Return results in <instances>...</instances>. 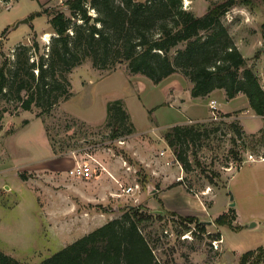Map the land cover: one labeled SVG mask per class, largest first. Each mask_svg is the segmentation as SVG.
<instances>
[{"label": "rangeland", "instance_id": "1", "mask_svg": "<svg viewBox=\"0 0 264 264\" xmlns=\"http://www.w3.org/2000/svg\"><path fill=\"white\" fill-rule=\"evenodd\" d=\"M66 1H0V68L6 59L13 64L20 44L31 46L36 41L40 53L49 52L56 35L47 15L16 25L45 8H62ZM90 1L86 7L95 17ZM182 1L186 11L202 16L212 2L223 0ZM243 13L244 19L240 18ZM73 22L83 23L77 18ZM222 23L235 44L243 40L253 47L240 52L264 88V66L258 64L261 59L264 63V2L236 6ZM31 56L38 61V55ZM68 79L71 94L47 112L38 107L24 111L15 92L0 97L1 252L21 264H40L121 217L129 207L163 215L161 222L144 230L158 239L154 248L162 263L240 264L244 253L264 247V118L250 110L246 98L228 104L222 98L224 91L216 94L219 120H214L211 100L206 108L186 109L191 104L187 91L191 83L181 73L156 85L131 74L126 63L96 69L86 58ZM21 96L26 99L27 93ZM115 100L124 101L135 126L132 135L119 138L122 145L110 138L105 126L107 104ZM236 108L231 118L221 117V110ZM196 123L205 124L206 129L199 140L181 148L190 165L187 170L176 162V153L163 135L174 125ZM232 123L238 124L241 136ZM88 156L109 172L89 181L69 177L73 161L89 160ZM162 168L170 170L161 174ZM154 172L160 174L153 176ZM135 185L137 190L125 193ZM150 188L156 192L150 193ZM231 209H235V220ZM222 215L231 226L216 222ZM182 217L197 218L206 232L192 224V231L179 236Z\"/></svg>", "mask_w": 264, "mask_h": 264}, {"label": "trees", "instance_id": "2", "mask_svg": "<svg viewBox=\"0 0 264 264\" xmlns=\"http://www.w3.org/2000/svg\"><path fill=\"white\" fill-rule=\"evenodd\" d=\"M251 1L212 2L202 16L186 11L182 0H91L95 17L89 14L87 0H67L62 8H45L28 19L31 23L37 16H48L56 35L49 52L40 53L36 41L31 46L18 45L13 64L6 59L0 68V97L15 92L24 111L33 107L50 111L61 98L71 94L68 74L91 58L96 69H106L109 63H126L131 74L144 76L156 85L181 73L192 84V98H205L217 90L224 91L228 100L244 95L254 114L264 118V88L222 23L231 9L250 5ZM75 18L83 23L75 25ZM7 32L6 29L2 36ZM31 55H38V61ZM23 92L27 93L26 99L21 96ZM106 112L105 126L110 129L112 140L135 132L123 100L109 102ZM221 117L231 118L232 113ZM231 128L241 136L238 124L232 123ZM204 129L206 125L201 123L174 125L163 135L168 147L175 151L176 161L187 170L190 165L181 148L199 140ZM231 212L235 220V209ZM162 220V214L129 207L121 217L40 264H169L156 256L155 235L144 232L148 224ZM178 222L183 227L179 236L192 231V224L201 233L206 232L204 224L195 217H182ZM216 222L231 226L223 215ZM0 264L21 263L0 251ZM240 264H264V247L244 253Z\"/></svg>", "mask_w": 264, "mask_h": 264}, {"label": "built area", "instance_id": "3", "mask_svg": "<svg viewBox=\"0 0 264 264\" xmlns=\"http://www.w3.org/2000/svg\"><path fill=\"white\" fill-rule=\"evenodd\" d=\"M209 108L211 111V116L214 120H219L217 116V110H218V103L215 100H211L209 102ZM119 143L122 145L124 142L123 140H118ZM162 153L161 155H163ZM89 160H74V166L67 171L69 177L73 179H80L84 181L93 180L94 178L98 177L101 173H108L106 168L102 165V163L91 156H88ZM176 160V159H175ZM177 162V161H176ZM172 164H175V161L172 162ZM167 165H170L169 163ZM138 189V185H135L134 187H129L125 190V193L129 194L131 192H134Z\"/></svg>", "mask_w": 264, "mask_h": 264}, {"label": "crops", "instance_id": "4", "mask_svg": "<svg viewBox=\"0 0 264 264\" xmlns=\"http://www.w3.org/2000/svg\"><path fill=\"white\" fill-rule=\"evenodd\" d=\"M243 10H245V9H243ZM245 12V11H244ZM244 14V13H243ZM244 16H246L245 14L244 15H241V17L240 18H243L244 19ZM45 32H48V31H45ZM44 32V33H45ZM35 33H37V32H35ZM43 33V34H44ZM38 34V33H37ZM236 46H237V48L239 49V51H241V52H244V51H248V50H253V47H251V46H249L245 41H243V40H237L236 41ZM248 59H249V57H248ZM262 60V59H261ZM261 60L260 61H258L259 63L258 64H262V66H264V63L263 62H261ZM173 76H171V77H169L168 79H166L164 82H166L167 80H170V78H172ZM163 83V82H162ZM191 87H192V85L191 84H189V86H188V92H189V97H190V101H189V103H191V104H189L188 105V107H186V109L187 108H192V107H199V108H206L205 106H207L206 104H208V102L210 101V100H215L216 101V94H218V93H220V92H222L221 90H217V91H214L213 93H211L209 96H207V97H205V98H196V99H194V98H192L191 97V94H190V91H191ZM222 94V98H224L227 102H228V104L229 103H231V102H233V101H235V100H246L247 98L244 96V95H239V96H237L236 98H234V99H232V100H228L227 99V97H226V94H225V92H222L221 93ZM246 98V99H245ZM248 102V101H247ZM248 106H249V104H248ZM185 109V110H186ZM239 109H234V110H231V111H222L221 110V112L222 113H224V114H230V113H234V112H236V111H238ZM251 110V109H250ZM187 111V110H186ZM193 117V119H196L197 121H202V120H204V117L203 116H192ZM262 161H264V159L262 160ZM74 161H73V165H72V167L74 166ZM105 168H106V170H107V172H109L108 171V169H107V167L105 166V165H103ZM71 167V168H72ZM165 167V166H164ZM70 168V169H71ZM69 169V170H70ZM170 169L168 168V169H164V168H162L161 169V174H166V173H168V171H169ZM153 174V173H152ZM156 174V175H155ZM157 174H160L159 172H154V174H153V176H157ZM102 226V225H101Z\"/></svg>", "mask_w": 264, "mask_h": 264}, {"label": "water", "instance_id": "5", "mask_svg": "<svg viewBox=\"0 0 264 264\" xmlns=\"http://www.w3.org/2000/svg\"><path fill=\"white\" fill-rule=\"evenodd\" d=\"M24 23H30L29 19L27 18V19H24V20L20 21V22L16 25V27H18L19 25L24 24ZM149 192H150V193H154V192H156V190L153 189V188H150V189H149ZM230 201H231V204H230L231 207H234L235 204L233 203V199L231 198ZM157 212H159V211H157ZM159 213H160V212H159ZM208 224H212V223L209 222Z\"/></svg>", "mask_w": 264, "mask_h": 264}, {"label": "bare ground", "instance_id": "6", "mask_svg": "<svg viewBox=\"0 0 264 264\" xmlns=\"http://www.w3.org/2000/svg\"><path fill=\"white\" fill-rule=\"evenodd\" d=\"M49 36H50V34H48V33L45 34L46 39H48Z\"/></svg>", "mask_w": 264, "mask_h": 264}]
</instances>
